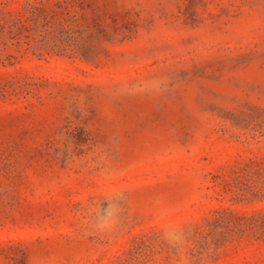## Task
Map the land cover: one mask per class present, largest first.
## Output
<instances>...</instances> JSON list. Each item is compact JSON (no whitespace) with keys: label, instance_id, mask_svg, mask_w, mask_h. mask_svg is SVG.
<instances>
[{"label":"rangeland","instance_id":"obj_1","mask_svg":"<svg viewBox=\"0 0 264 264\" xmlns=\"http://www.w3.org/2000/svg\"><path fill=\"white\" fill-rule=\"evenodd\" d=\"M0 264H264V0H0Z\"/></svg>","mask_w":264,"mask_h":264},{"label":"trees","instance_id":"obj_2","mask_svg":"<svg viewBox=\"0 0 264 264\" xmlns=\"http://www.w3.org/2000/svg\"><path fill=\"white\" fill-rule=\"evenodd\" d=\"M75 141L79 142L80 140H75Z\"/></svg>","mask_w":264,"mask_h":264}]
</instances>
